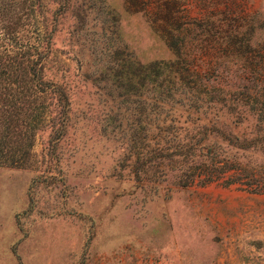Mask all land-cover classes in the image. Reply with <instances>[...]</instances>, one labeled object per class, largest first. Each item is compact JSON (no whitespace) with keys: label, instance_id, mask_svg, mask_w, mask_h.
Wrapping results in <instances>:
<instances>
[{"label":"rangeland","instance_id":"374dc122","mask_svg":"<svg viewBox=\"0 0 264 264\" xmlns=\"http://www.w3.org/2000/svg\"><path fill=\"white\" fill-rule=\"evenodd\" d=\"M34 4L19 40L48 45L41 64L64 98L47 101L55 116L37 124L27 162L0 166V264H264V193L159 174L163 190L130 174L146 133L136 119L160 115L154 61L168 62L163 86L176 74L174 88L215 85L212 101L264 103V0ZM178 104L161 118L179 119Z\"/></svg>","mask_w":264,"mask_h":264},{"label":"trees","instance_id":"16d2710c","mask_svg":"<svg viewBox=\"0 0 264 264\" xmlns=\"http://www.w3.org/2000/svg\"><path fill=\"white\" fill-rule=\"evenodd\" d=\"M34 3L0 0V166L22 167L20 163L27 162L37 124L54 114L47 101L54 98L53 93L64 98L61 86L55 81L50 84L41 64L48 45L41 48L42 52L37 45L19 40L20 28L27 24L23 20L37 11ZM164 64H168L164 59L154 61V74L148 80L158 92L155 99L150 97L154 93L148 97L151 100L147 99L153 106L151 115H160L157 119L140 115L135 122H141L133 127L139 131L142 126L146 131L143 139L133 138L139 144L131 163L133 180L164 190L166 181L186 188L197 179L207 185L227 177L226 185L241 184L252 192L264 193V103L212 101L215 90L219 91L215 85L210 87L199 79L200 83L196 81L193 86L184 83L174 88L176 74L163 78L172 82L163 86L157 75H161ZM175 102L179 104L174 111L180 118H161L160 110L168 113ZM65 111L62 115L66 117L69 109ZM21 125L29 127L30 132L25 133L30 140L17 150L13 138ZM150 130H157L159 135L149 139ZM159 174L168 175L164 184L158 182Z\"/></svg>","mask_w":264,"mask_h":264}]
</instances>
